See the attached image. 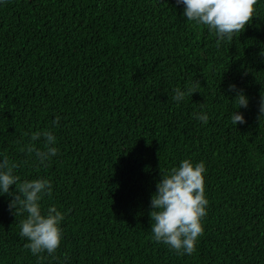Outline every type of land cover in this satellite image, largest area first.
Here are the masks:
<instances>
[{"label":"trees","instance_id":"trees-1","mask_svg":"<svg viewBox=\"0 0 264 264\" xmlns=\"http://www.w3.org/2000/svg\"><path fill=\"white\" fill-rule=\"evenodd\" d=\"M255 8L217 48L176 0L0 5V154L22 181L49 178L46 206L65 213L58 259L41 261L0 197V264H264V0ZM233 83L250 98L237 126ZM192 84L197 93L172 99ZM45 129L59 148L47 167L22 151ZM187 158L206 164L209 205L195 253L181 256L152 239L150 201Z\"/></svg>","mask_w":264,"mask_h":264},{"label":"clouds","instance_id":"clouds-1","mask_svg":"<svg viewBox=\"0 0 264 264\" xmlns=\"http://www.w3.org/2000/svg\"><path fill=\"white\" fill-rule=\"evenodd\" d=\"M6 0H0V5ZM258 0H176L177 6H183V16L197 26L204 27L216 41L217 48L233 40L242 33L253 20ZM198 84L185 89L176 87L172 99L177 103L193 96ZM228 91L234 94L232 100L238 108L231 114V123L235 126L246 123L245 115L240 111L247 109L250 98L245 90L235 83ZM258 117L264 119V94L258 102ZM195 118L207 124L206 111L195 113ZM57 116L53 124L60 125ZM43 137L44 148L35 143ZM32 143L22 151L35 154L39 165L47 167L59 154L56 146L58 138L51 129L37 130L31 135ZM18 164L8 156L0 154V197H11L10 211L24 218L19 222V236L27 241L24 247L43 261L47 257L58 259L57 252L64 239L62 227L65 213L55 204H47L46 198L53 195V184L49 178L24 179L16 174ZM206 164L194 162L191 158L182 160L179 166L162 174L150 201L151 234L156 243H162L178 255H192L196 251L200 237L204 233V218L207 216L209 200L206 194ZM46 254V256L44 255Z\"/></svg>","mask_w":264,"mask_h":264}]
</instances>
